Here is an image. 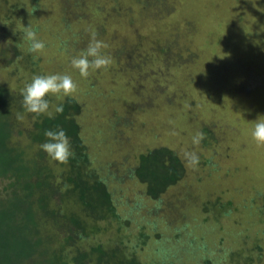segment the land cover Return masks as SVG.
<instances>
[{"label":"trees","instance_id":"1","mask_svg":"<svg viewBox=\"0 0 264 264\" xmlns=\"http://www.w3.org/2000/svg\"><path fill=\"white\" fill-rule=\"evenodd\" d=\"M90 1L56 0L63 37L55 33V43L49 50L53 49V53L59 54L64 61L45 60L51 67L41 68L39 53L48 49L47 42L38 47L32 40L23 44L24 31H15V36L10 38L9 32L13 29L7 23L13 25V15L21 11L25 12L26 19L37 18L38 9L45 10L44 0H0V264H198L199 260L210 264L205 257L214 252V245L199 242L200 238L189 229L195 218L188 220L189 213L184 210L196 211L200 206L196 202L203 200V208L209 206L221 214L224 211L227 219L244 210L260 221L264 208L258 200L264 198V192L258 188L246 206H241L238 201L240 191L230 189L227 192L235 201L232 198L223 200L220 193L217 196L208 193L205 197L200 189L197 191L200 199H197L190 189L196 182L200 184L201 179L194 176L191 181L186 162L167 147L140 153L133 159L124 174L134 182L133 194L128 196L126 190L114 186L116 176H122L114 172L118 162L109 157L111 162L107 163L102 160L107 157L95 158L81 134L85 129L92 137V133L99 131L95 120L88 126L77 121L85 110L84 103H79L78 98L66 97L54 105L42 84L47 70L52 73V70L66 68L71 74L77 73L72 66L73 62H80L74 56L77 49L86 56L88 66H92L94 56L99 58L113 50L107 59L120 66L123 72L149 61L150 57L133 56L142 41L123 39L122 43L115 44L124 34L107 30L95 18L93 23L97 28L93 37H88L90 31L84 24L87 12L93 10L102 15L104 8V2L93 1V4ZM110 1V15L114 13L116 17L121 0ZM168 1L133 0V3L144 6L139 20L147 28L150 23L166 18ZM156 5L157 11L152 9ZM130 8L124 9L127 20L122 22L127 30H130L127 24H132ZM26 21L29 24V18ZM32 30L35 35L44 32L45 28L42 23H35ZM18 34L20 37H16ZM151 54L156 58L155 53ZM102 67H107V63ZM96 68L98 74L107 69ZM223 89L220 85L214 87L221 106L225 104ZM94 90V85H90L89 100ZM84 97L86 95L79 98ZM123 108L133 106L128 104ZM138 109L139 105H135L134 110ZM120 113L116 112L123 115ZM222 114L216 110L212 117ZM118 122L116 118L112 126ZM254 122L264 132V119L255 118ZM210 132L202 130L209 135L203 138L204 145L212 143ZM206 160L201 163L203 165L197 164L204 167L203 174L206 169L207 176L216 173L217 167L212 166L211 158ZM127 161L129 159L124 156L119 164ZM178 187L183 188L178 197L166 196L169 189ZM177 200H183L184 208L175 204ZM197 242L200 251L193 247ZM240 245L243 250L233 254L250 262L245 255L256 246H251L249 237ZM153 250L159 257L152 256ZM185 252L191 253V259H186Z\"/></svg>","mask_w":264,"mask_h":264},{"label":"rangeland","instance_id":"2","mask_svg":"<svg viewBox=\"0 0 264 264\" xmlns=\"http://www.w3.org/2000/svg\"><path fill=\"white\" fill-rule=\"evenodd\" d=\"M93 1L104 2V8L102 15L93 10L87 12L84 24L90 31L88 37L92 38L97 28L93 23L95 18L107 30L124 34L115 44L131 39L136 43L142 41L133 56L150 57L149 61L123 72L120 66L107 59L113 50L99 58L94 56L92 66H88L86 56L77 49L74 56L80 62L72 63L77 73L71 74L66 68L52 70V73L47 70L42 84L54 105L66 97L78 98L79 103H84L85 110L77 121L88 126L95 120L99 131L92 133V137L85 129L81 134L95 158L109 157L118 162L114 172L123 177L116 176L114 186L126 190L128 196L133 194L134 182L124 176L133 159L140 153L167 147L186 162L191 181L194 176L201 179L200 184L196 182L190 189L197 199H200L197 193L200 189L205 197L208 193L213 196L220 193L223 200H229L232 198L227 192L230 189L240 191L238 201L241 206H246L258 188L264 192V132L254 122L255 118L264 119V0H182L181 5V0H170L166 2V18L150 23L147 28L139 20L143 5L135 4L133 0H121L119 14L115 17L114 13L110 15V0H91L90 3L94 4ZM44 2L45 10L39 8L37 18L28 17L29 24L25 12L21 11L20 14L11 13L14 24L9 22L7 25L13 29L9 32L10 38L15 36V31H24L23 44L32 40L38 47L47 42L48 49L39 53L42 62L39 66L50 68L47 61H64L59 54L53 53V49L49 50L55 43L54 34H61L62 26L56 0ZM127 8L131 9L132 15V24H127L130 30L122 26L127 20L124 11ZM152 9L157 11L158 5ZM35 23H42L44 32L33 35ZM16 37H20L19 34ZM151 53H155L156 58ZM105 63L107 67H102ZM98 66L107 69L98 74L95 71ZM90 85L96 89L91 100L88 95ZM216 85L224 88L221 91L225 95L224 106L218 105ZM82 95L86 97L79 98ZM185 98L188 99L183 100ZM128 104L133 108L124 109ZM135 105H139L138 110H134ZM216 110L223 113L222 117H212ZM118 111L123 115L116 114ZM116 118L119 122L112 126ZM205 129L211 131L212 143L209 145L202 143L203 138L209 136L202 133ZM124 156L129 162L119 164ZM107 158L102 160L111 162ZM209 158L217 172L207 176L208 169L203 174L204 167L197 164L205 163ZM182 189L171 188L166 196L178 197ZM177 201L175 204L184 208L183 200ZM202 201L196 202L200 203L197 209L193 207L196 211L184 212L189 213L188 220L195 218L189 229L200 238L199 242L214 245V252L205 257L210 264H264V216L257 221L249 212L241 210L227 219L224 211L221 214L209 206L203 208ZM232 201L235 200L232 198ZM258 204L264 208V198L259 199ZM247 237L251 246H256L245 255L250 262L233 254L243 250L240 243ZM199 242L193 243L198 251ZM152 254L159 257L154 250ZM184 255L191 259V253ZM198 264H204V261L199 260Z\"/></svg>","mask_w":264,"mask_h":264}]
</instances>
